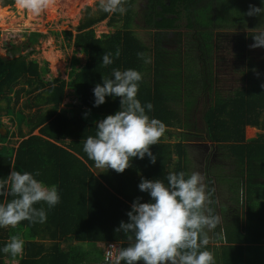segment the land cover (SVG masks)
Here are the masks:
<instances>
[{
    "label": "trees",
    "instance_id": "obj_1",
    "mask_svg": "<svg viewBox=\"0 0 264 264\" xmlns=\"http://www.w3.org/2000/svg\"><path fill=\"white\" fill-rule=\"evenodd\" d=\"M1 1L7 6L16 0ZM99 4L96 10L86 8L75 34L64 31L76 51L86 56L81 65L78 56L72 57L68 79L46 78L49 62L27 54L17 56L19 47L13 43L7 47L11 58L5 60L0 54V127L3 114L10 115L18 126L17 132L8 129L0 134V181L13 168L38 171L37 178L56 184L60 193V202L47 210L45 223L24 220L14 228H0V247L11 235L18 234L25 241L22 255L0 252V264H106L104 254L110 243L118 242L120 247L128 243L116 229L122 220L128 221L133 201L138 197L142 202L150 200L149 194L138 188L141 178L164 179L173 171L191 173L185 140L198 138L189 131V120L205 93L215 95L205 112L208 137L223 149L226 160L237 164L244 194L242 216L234 211L231 219L207 231L208 248L215 264H264V132L246 137L248 126L264 128V59L256 62L250 57L242 66L243 84L224 96L216 91L213 80L215 31L264 29V12L247 14L250 5H264L260 0H147L144 5H139V0H122L125 12L121 14L104 12ZM106 19L114 30L97 35L94 26ZM136 27L151 31L152 45L139 36ZM171 31L177 37L171 38ZM255 34L240 37L243 50L238 56L242 59L246 42H255ZM44 36L38 31L25 33L31 45ZM33 51L34 47L30 53ZM105 52L113 58L107 66L101 63ZM138 52L146 53L149 61L145 63ZM113 68L142 72L137 96L142 103L153 104L148 114L161 120L165 131L151 146L155 163L146 155L132 158L122 173L107 168L97 173L83 151L82 140L95 133L98 120L120 108V98L111 96L94 106L92 90L103 82V76H111ZM18 84L21 86L16 87ZM67 89L76 101L62 107ZM24 95L23 107L16 109ZM174 128L184 131L179 133V141L171 142L166 138L174 135ZM11 135H18L16 144L9 139ZM214 173L209 166L205 168L207 188L213 190L210 207L215 213Z\"/></svg>",
    "mask_w": 264,
    "mask_h": 264
},
{
    "label": "clouds",
    "instance_id": "obj_2",
    "mask_svg": "<svg viewBox=\"0 0 264 264\" xmlns=\"http://www.w3.org/2000/svg\"><path fill=\"white\" fill-rule=\"evenodd\" d=\"M21 9L39 15L47 6L46 0H16ZM264 5V0H260ZM99 7L107 13H124L122 0H100ZM264 12V7L250 5L248 15ZM251 47L264 46V32L254 35ZM120 55L119 50L115 56ZM137 56L147 63L144 52ZM105 66L113 63L111 53H104ZM143 74L135 68H113L111 76H103L102 83L93 88L94 106L98 107L111 96L120 98V108L95 125V133L82 140L83 151L97 168L113 169L122 173L132 158L146 155L155 163L151 146L156 145L165 131V124L148 113L151 102L138 98L139 82ZM85 116L88 113L84 114ZM40 173L13 170L0 181V228L15 227L21 221L45 223L47 210L60 202L56 184L48 185L37 177ZM198 171L169 172L164 179L142 177L138 188L150 196L142 202L136 198L127 212L128 221H121L117 232L123 233L128 243L110 245L105 251L106 264H215L214 254L208 248L207 230H214L220 217L214 213L212 189L203 183ZM9 197H11L9 199ZM42 202V203H41ZM40 205L37 207L36 205ZM47 205V209L44 207ZM24 239L11 235L0 252L12 257L22 255Z\"/></svg>",
    "mask_w": 264,
    "mask_h": 264
},
{
    "label": "rangeland",
    "instance_id": "obj_3",
    "mask_svg": "<svg viewBox=\"0 0 264 264\" xmlns=\"http://www.w3.org/2000/svg\"><path fill=\"white\" fill-rule=\"evenodd\" d=\"M145 2L146 0H139ZM100 0H46L47 6L41 11L39 15H33L27 10L21 9L17 2L13 5L3 6L0 0V6L6 7V15L0 19V54L2 57L8 59L11 58V53L8 51L10 43H13L19 47V51L16 55L27 54L29 58H37L42 62L47 60L49 62L50 72L46 75V78L51 79L53 77H61L68 79V74L71 69V59L74 55L81 59V63H84L86 56L83 53L77 52L73 42H69L66 39L64 31H71L73 34L77 32V27L83 17L86 15V8L89 6L96 10ZM108 19L96 24L97 35L102 33H108L113 31L114 28H110L107 24ZM142 24V22H139ZM122 24L118 23L119 27ZM38 31L45 34L44 38H41L40 43L31 45L27 44L25 33ZM136 31L139 36L148 44H153V35L149 29L144 27H136ZM56 32V33H55ZM261 33L263 29L256 30H227L219 29L215 31V51H214V88L218 93L223 96L228 94L233 89L240 87L243 84L244 72H241L242 66H245L251 57V60L259 61L264 57V46L253 47L249 51H245L244 58L238 56L239 50H243L240 45V37L249 35L250 33ZM55 33V34H54ZM171 38L177 37L174 32H169ZM255 42H246L247 49ZM174 48V44H172ZM8 47V48H7ZM34 51L30 53L32 48ZM183 43L182 50L185 51ZM253 50V51H252ZM248 52V53H247ZM247 59L245 60V57ZM239 57V58H238ZM244 60V61H243ZM21 86L18 84L16 87ZM26 87H29L26 85ZM68 95L63 101L62 107H69L72 105L76 98L71 94V90L67 89ZM27 96L24 95L21 99V103L16 105V109L22 108ZM215 95L211 96V93L201 94L198 98L195 108L192 110L191 119L189 120L191 126L189 131L198 135V138H192L191 140H185L188 148L187 166L191 172L198 171L203 176V183L207 186L205 179V168L209 166L211 170H214V191L216 193V210L215 214L220 217V222L231 219L234 214L242 216V204H243V187L240 183V171L236 163L230 160H226L223 156V149L218 147L208 137L207 124L205 119V112L209 108ZM27 112V110H25ZM3 125L0 127V134H5L8 129L15 132L18 130V126L12 121L10 115L3 114L1 117ZM23 129L27 131V127L24 125ZM174 135L166 139L171 142H176L181 139V131L183 128H174ZM35 131L34 133H37ZM260 132H264V128L248 126L246 128V137H256ZM18 135L9 136L13 144L18 142ZM2 142L0 141V145ZM211 154V155H210ZM208 155L210 156L208 160ZM101 168H95L98 173ZM221 173V178L218 177ZM213 175V174H212ZM235 177V178H234ZM239 188V189H238ZM208 232L212 230H207ZM75 243V242H74ZM117 247H120V243H114ZM63 245H66L65 243ZM108 246L106 247L107 250ZM11 264H18L17 261ZM170 264V263H169Z\"/></svg>",
    "mask_w": 264,
    "mask_h": 264
},
{
    "label": "bare ground",
    "instance_id": "obj_4",
    "mask_svg": "<svg viewBox=\"0 0 264 264\" xmlns=\"http://www.w3.org/2000/svg\"><path fill=\"white\" fill-rule=\"evenodd\" d=\"M6 11H7V8H6V7H2V6H0V19L3 20V18H4L5 15H6Z\"/></svg>",
    "mask_w": 264,
    "mask_h": 264
},
{
    "label": "crops",
    "instance_id": "obj_5",
    "mask_svg": "<svg viewBox=\"0 0 264 264\" xmlns=\"http://www.w3.org/2000/svg\"><path fill=\"white\" fill-rule=\"evenodd\" d=\"M264 30V29H263ZM256 35V34H255ZM251 46V45H250ZM250 49H254L253 47H250V48H248L247 49V47H246V51H249ZM253 51V50H252ZM248 53V52H247ZM263 59H264V57H263ZM263 59H261V60H263ZM261 60H259V61H261ZM257 62V61H256ZM170 263V262H169Z\"/></svg>",
    "mask_w": 264,
    "mask_h": 264
},
{
    "label": "flooded vegetation",
    "instance_id": "obj_6",
    "mask_svg": "<svg viewBox=\"0 0 264 264\" xmlns=\"http://www.w3.org/2000/svg\"><path fill=\"white\" fill-rule=\"evenodd\" d=\"M147 2V0L145 1V2H140L139 1V5H144L145 3ZM185 31L187 30V29H184ZM183 53H185V51H183ZM215 74V73H214Z\"/></svg>",
    "mask_w": 264,
    "mask_h": 264
},
{
    "label": "built area",
    "instance_id": "obj_7",
    "mask_svg": "<svg viewBox=\"0 0 264 264\" xmlns=\"http://www.w3.org/2000/svg\"><path fill=\"white\" fill-rule=\"evenodd\" d=\"M114 243H116V242H112V243H110V244L108 245V248H109L110 245H113ZM108 248H107V249H108ZM105 251H106V249H105Z\"/></svg>",
    "mask_w": 264,
    "mask_h": 264
},
{
    "label": "water",
    "instance_id": "obj_8",
    "mask_svg": "<svg viewBox=\"0 0 264 264\" xmlns=\"http://www.w3.org/2000/svg\"><path fill=\"white\" fill-rule=\"evenodd\" d=\"M3 58H4V57H3ZM4 59H5V60H8L9 58H8V59L4 58Z\"/></svg>",
    "mask_w": 264,
    "mask_h": 264
}]
</instances>
